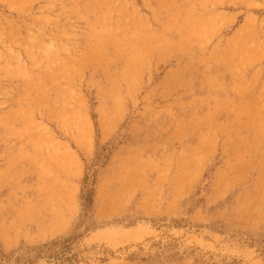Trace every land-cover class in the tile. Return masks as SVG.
<instances>
[{"label":"rangeland","instance_id":"rangeland-1","mask_svg":"<svg viewBox=\"0 0 264 264\" xmlns=\"http://www.w3.org/2000/svg\"><path fill=\"white\" fill-rule=\"evenodd\" d=\"M0 264H264V0H0Z\"/></svg>","mask_w":264,"mask_h":264}]
</instances>
